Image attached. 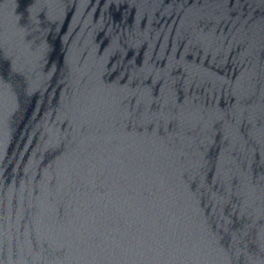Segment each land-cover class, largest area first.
Masks as SVG:
<instances>
[{"label":"water","instance_id":"1","mask_svg":"<svg viewBox=\"0 0 264 264\" xmlns=\"http://www.w3.org/2000/svg\"><path fill=\"white\" fill-rule=\"evenodd\" d=\"M0 264H264V0H0Z\"/></svg>","mask_w":264,"mask_h":264}]
</instances>
